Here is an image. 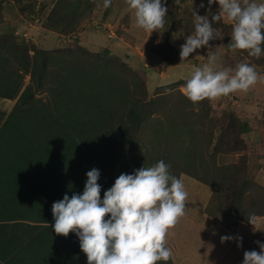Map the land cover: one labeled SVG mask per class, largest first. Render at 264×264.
Wrapping results in <instances>:
<instances>
[{
	"label": "trees",
	"instance_id": "obj_1",
	"mask_svg": "<svg viewBox=\"0 0 264 264\" xmlns=\"http://www.w3.org/2000/svg\"><path fill=\"white\" fill-rule=\"evenodd\" d=\"M13 1L19 13L31 11L30 4H24V0ZM100 2L101 0H58L45 18L46 26L62 34L73 32L79 26L81 19L90 18L92 11ZM2 5L3 0H0V19ZM167 9L164 24L167 28L164 32V40L159 45L162 48L155 47L153 52L156 57L161 55L166 61L172 63L169 55L173 57L175 50L167 38L168 33L176 30L178 12L168 7ZM187 24L189 21L181 24L180 28ZM221 25L225 26V23L222 22ZM228 27L231 26L228 25ZM185 31L188 35L191 33L189 25ZM231 35L224 38L227 49L237 52L242 58H250L258 65H264V52L257 59L249 56L247 50L232 48ZM64 49L61 52L60 50H44L32 43L16 42L13 34L0 35V61L14 64L13 70L7 71L10 76L9 88L0 93V97L14 100L9 112L0 111V177L9 174L12 165H15L12 161H5L6 159L21 157L22 163L24 154H39L40 162L46 164L45 171L55 170L54 179L62 178L64 173L67 174V166L60 163V160L68 159L66 155L59 152L58 147L79 146L81 159L79 163H76L74 167L76 170L73 171L71 178H66V182L67 187L77 188L80 194L83 189H79L74 182L78 177L77 166L82 163L86 164V172L92 168L99 170L98 183L101 185L100 195L103 198L104 191L113 185L121 173L132 174L134 170L142 166L147 168L163 160L170 165V173L177 178L181 173H186L212 188L209 204L212 200H216V204L223 213L219 220L230 230L234 231L241 220L248 222L255 215H264V186L250 177L247 170V155H241L237 161L216 165V154H232L241 148L237 146L232 148L225 143L223 137H219L217 143L208 151L210 157L208 163L204 164L202 160L196 158L197 161L194 164L193 151L197 150L194 144L197 143L200 125L198 121L190 119L189 123L182 128V121L178 114L190 118L186 115L188 111L181 107V103L184 102L188 106L196 105L201 114L208 116L210 99L198 103L191 102L180 89L181 86L185 88L186 80H179L176 86L173 84L169 86L171 90L178 91L177 102L173 105V119H169L166 126L157 124V118L153 115L166 113L165 104L168 98L166 92H160L159 89H157V95L148 96L146 83L140 76L139 67L133 70L134 68L123 62L120 57L111 55L107 48H103L97 54H89L86 48L81 46H77L76 49H65V51ZM200 50L204 52V48ZM212 53L219 58L218 52ZM65 54H71L76 58L70 60ZM84 54H87V57ZM16 70L22 72L16 74ZM25 74L29 75V82L21 87ZM103 78L106 80L104 81ZM44 89L50 94L46 101L35 96L37 91H44ZM11 118L13 123L8 124ZM232 119L233 132L247 131V122L242 121V118L235 114ZM5 133L16 135L18 139L21 136V138L16 143ZM178 133L183 134L186 140L192 143L189 150L191 155H187V160L181 161L178 157L183 154L180 149L182 147L178 149V146L173 148L170 145L173 136H179ZM5 139L9 140L5 142ZM210 142L209 139L206 143L207 148L210 147ZM8 144L22 146L26 150L24 154H18L17 150H12L9 151V155L3 150ZM47 144L51 147L50 153L53 151L59 153L60 160L54 163L47 157ZM34 158L37 160V157ZM22 165L14 173L18 174L23 170ZM102 167L106 170L104 175L100 170ZM86 172L84 177L87 179ZM54 179L44 180V176L41 180L29 178L24 181L21 178L5 181L2 179L3 182L0 184V264H26V261L37 263L41 260H44L45 264H55L52 263L53 258L60 264H63L61 260H65L64 264H66V256L71 253L67 249L65 254V244L64 254L62 252L57 254L35 244L38 242H33L35 239L54 242L63 238L60 240L63 244L67 237H73L72 233H69L67 237L58 235L51 227L54 223L51 206L65 194L64 187L56 183V187L61 190L58 194L53 190L50 191L51 181ZM44 184L49 190L46 191L42 202L39 201L37 205H33L32 200H36L33 189L43 187ZM21 194L26 198L23 199ZM228 195L237 200L228 198ZM230 204H232L231 211L228 209ZM242 210L249 211L251 214L246 217L245 213L242 215ZM207 211L215 216L212 210ZM73 241V245L70 244L68 248H73L75 251L78 249L79 239L74 238ZM166 263L172 264L171 260Z\"/></svg>",
	"mask_w": 264,
	"mask_h": 264
},
{
	"label": "rangeland",
	"instance_id": "obj_2",
	"mask_svg": "<svg viewBox=\"0 0 264 264\" xmlns=\"http://www.w3.org/2000/svg\"><path fill=\"white\" fill-rule=\"evenodd\" d=\"M28 0H24V4H30L29 10L26 13H19V10L17 8V5L13 0H3L2 5V12H1V21H0V35L1 34H13L14 38L16 39V42H25V43H32L36 47L44 49V50H60V52L65 48H73L76 49L77 46H81V48H86V50L92 54H97L101 52L103 48H107L108 52L111 55H116L120 57V59L123 62H126L131 68L133 67L135 70L139 67L141 69V77L144 79L146 83V88L148 91V96H155L157 95V89L160 92H166V96L168 98L167 104H165V110L166 113L163 114H154L153 117L157 118L156 123H161L164 126L168 123L169 119H173V105L176 104L177 98H178V91L177 90H171L170 85L173 84L174 86L177 85L179 80H186L194 67H202L204 64L208 62V57L210 55H213L212 52H218L217 54L220 55L219 58L216 61L215 64V70H222L223 68H235L237 62L238 63H247L250 66H252L255 71L258 73L259 79L256 84L252 86V89L255 91L264 94V65H258L256 62L251 60L250 58L240 57L237 56V52L231 51V49L226 48V42L224 41V38L229 34H232L233 31V24L229 21H227L226 17L222 18L219 22H215L213 27L216 29V31L219 33V37L210 41L208 47H202L201 49L204 52H202L200 49L195 50L188 59L186 60H180L179 52H180V46L185 42V37L188 35V33H185V28L189 25L190 26V34H193L194 32V17L192 16V8L197 11V14L199 15H207L208 18H211V15L209 14V7H210V13L216 14L218 13L219 6L218 3L215 2L209 6L207 3V0H179L177 3V0H163L162 3H164L170 10L178 12L177 20L175 23V31L168 33V42L169 44L174 48L175 55L171 58V62L166 61L165 58H162L161 55H156L153 52V49L155 47H161L159 46L163 40H164V32H166V26L163 28L157 29L152 31L150 34L143 30L142 28L136 27V21L134 18V14L132 11L128 10V6L125 3L126 0H112L111 6L109 9H105L103 7V0L99 3V5L92 11L90 18H84L81 19L79 26L77 29L73 32L62 34L53 30H50L49 27L46 26V16L49 12V10L53 7V5L58 0H29V3H27ZM203 2L204 7L201 8L199 5ZM256 3H264V0H255ZM34 5V6H33ZM107 20H111V27L113 30L111 36L108 35L107 27H103L102 25L105 24ZM131 20L132 23H131ZM189 21V24H187L185 27L180 28V25L183 23H186ZM225 23V26L221 25V23ZM102 27H96L100 26ZM231 26V27H228ZM80 31V32H78ZM78 33V34H77ZM189 34V35H190ZM77 36V37H76ZM116 36V37H115ZM115 37V38H114ZM80 38V39H79ZM80 48V47H79ZM162 48V47H161ZM64 49V51H65ZM165 50V49H164ZM234 52V53H233ZM222 53V54H221ZM5 54V53H4ZM236 54V55H235ZM110 55V56H111ZM223 55V56H221ZM65 56L70 60H75V56H72L71 54H65ZM84 56L87 57V54H84ZM155 56V57H154ZM158 58V60H156ZM157 61V62H156ZM14 64L13 63H3L0 61V93L3 90H7L10 85V76L7 73L9 70H13ZM2 71V72H1ZM22 72L21 70H16L15 73L18 74ZM263 79V80H262ZM105 81L106 79L103 78ZM29 82V75L25 74L22 78V84L21 87H24L26 83ZM182 92L184 93L183 88H180ZM254 92V91H253ZM49 91L44 89V91H37L36 97L42 98L43 101L47 100V97H49ZM229 96L233 98H229L227 96H220L215 99L209 100V106L210 111L208 116L201 114L199 112V108L196 107V105L188 106L185 105L184 102L181 103V107L188 111L186 115H188L190 118H186L187 116H182L178 114V117L182 121V128L186 126L187 123H189L190 119H193L198 121L200 127V133L197 135V140L194 144L195 148L197 150L194 152V164L197 160H202L204 164L208 163L209 155L208 151H210L213 148V145H215L219 139V137H223L225 140V143L227 145H230L232 148L237 146V151L233 152V161H237L238 158L241 155H247L245 151H248V148L245 147V139L244 136L242 137V132L235 133L233 132L232 127V117L233 114H242L243 111L238 108H233L232 103L234 102L233 99H239L241 95H235L234 93H230ZM245 99V97H243ZM249 100V99H248ZM14 104V100H8L0 97V111L9 112L11 109V106ZM253 105L257 106V110L253 109H243L245 111V116L243 117L242 121L247 122V125L252 128L254 131V134H262L260 129L262 128V124H264V112H263V105H264V98L262 96H254L253 97ZM199 114L196 115L195 114ZM252 117L255 119L253 120ZM247 119V121L245 120ZM257 119V121H256ZM249 120V121H248ZM13 120L8 122V124H12ZM7 124V126H8ZM179 136H173V141L170 143V145L175 148L178 146V149L180 147L181 152L183 154L178 156L180 160H187V155H191L190 146H192V143L190 144V141L186 140V137L183 134L178 133ZM6 136H9V139L14 140L16 143L20 140L21 136L18 137L15 135H10V133H5ZM39 138L41 136L39 135ZM8 139V140H9ZM210 139V147L207 148V141ZM7 140V141H8ZM5 139V142H7ZM6 147L3 148L4 152L6 151V154H9V151L17 150L18 154H24L25 148L22 146H9L5 145ZM246 146V145H245ZM47 150L46 154L48 158H51L54 163L57 160H60L59 153L56 151H53L50 153L51 147L47 144L46 145ZM259 147V148H257ZM50 148V149H49ZM59 152L62 155H66L67 161L60 160V163H63L67 166V174L64 173V177L54 179V172L55 170L46 169V164L41 163L39 160V154H28L23 155L24 161L21 163V157L18 159V157L12 158V159H6L5 161H12V163H15V165H12V170L9 174H5L2 177H0V184L3 182L2 179L5 181H15L23 178L24 181L26 179H39L41 180L42 176H44V180H51L54 179L52 182V187L50 188V191H55L58 194V191L61 190V188H57L56 184L62 185L64 187L65 194H68L69 197L75 192L79 193L77 191V188L73 187H67L68 184L66 182V178H71V175L73 174V171L76 163H79L78 161L81 159L80 153H79V146H65V147H58ZM252 150H256L255 152H251L250 155L253 153L255 154V158L252 155L250 161H247V170L250 174V177L257 182L260 185H264V163L260 165V167H257L255 162L259 160H264V156H261L258 151L264 150V144H260L257 146H254ZM189 151L188 154L184 155L185 152ZM3 152V153H4ZM4 153V156L6 155ZM50 155V156H49ZM217 155H219L217 159ZM37 157V160L36 158ZM34 160H33V159ZM197 158V160H196ZM254 158V159H253ZM29 159V160H28ZM231 157L229 156V153H218L216 154V165H224L229 162H233L230 160ZM27 160V161H26ZM51 160V161H52ZM257 160V161H256ZM39 161V162H37ZM254 162V163H253ZM182 163V162H181ZM22 166L24 167L23 170L20 172L14 173L17 168ZM185 166V164H184ZM53 169H56L53 167ZM102 172V175L106 174L105 167H102L100 169ZM77 172L78 177H76L74 184L80 189H83L86 182V178L84 177V172H86V164H81L80 166H77ZM14 175V176H13ZM59 179V180H58ZM55 185V188H54ZM83 186V187H82ZM68 189V190H67ZM35 190L34 199L32 200L33 205H37L39 201H43V198L45 197L46 191H48V187L44 184L43 187L39 186L34 188ZM70 193H69V192ZM49 194V193H48ZM21 196L26 198V196ZM212 197V192L209 197V201ZM33 198V197H32ZM31 198V199H32ZM228 198L236 199L235 197H232L228 195ZM237 200V199H236ZM27 201V200H25ZM29 201V200H28ZM228 201V199H227ZM229 202V201H228ZM24 203V202H23ZM25 204V203H24ZM24 204L22 206L24 207ZM234 204V202H232ZM228 207L229 211H231V205ZM208 209L212 210L214 215L217 218V221L222 224L225 228L229 229L224 223H222L219 218L223 216V213L221 212L219 206L216 204V200H212L208 206ZM255 209V208H254ZM252 209H250L251 211ZM232 213V212H230ZM248 217L251 213L249 211L242 210V215ZM259 216L264 215H255L250 220L251 223L245 222V221H239L238 225L240 223H248L250 226H255V228L258 226V228L255 229L253 234L256 235L255 239H258L259 242L264 243V238L261 236V233L259 232L256 234V231L259 230V226H261L263 223L260 221V218H257ZM237 225V226H238ZM236 226V227H237ZM236 229V228H235ZM230 230V229H229ZM241 232L245 231L243 229H238ZM232 231V230H231ZM247 232H250L249 230H246ZM253 229L251 230V232ZM251 232L249 235H247L249 239V243L252 245L253 241L251 239ZM260 235V236H257ZM72 236L74 238H78L75 233H72ZM73 237H67L66 241L62 244L60 242L61 239H57L54 242L49 241H38V239H35L33 242H38L35 244H38V246H43L44 249H47L51 253H57L64 252V244H65V254L67 252L71 253L68 256H66V264H87L86 255L81 251L79 244H77L78 249L73 250V248H68V246L74 243ZM2 239V238H1ZM256 245L257 248H259V245L255 243L253 246V250L256 251ZM248 247V243L245 246ZM252 247V246H251ZM246 250V249H245ZM259 252V251H258ZM64 254V253H63ZM22 257V256H19ZM38 258V256H36ZM37 261V260H36ZM65 261V260H64ZM64 261H60L64 264ZM28 262V263H27ZM26 264H34L36 262L33 261H26ZM52 263L60 264L58 260L52 259ZM165 264V261H159L157 264ZM36 264H45L44 260L37 261ZM167 264V263H166Z\"/></svg>",
	"mask_w": 264,
	"mask_h": 264
},
{
	"label": "clouds",
	"instance_id": "obj_3",
	"mask_svg": "<svg viewBox=\"0 0 264 264\" xmlns=\"http://www.w3.org/2000/svg\"><path fill=\"white\" fill-rule=\"evenodd\" d=\"M179 0H177V3ZM216 14L199 15L192 8L194 32L185 37L180 46V60H186L195 50L208 47L219 33L213 22L226 17L233 24L231 47L247 50L257 59L264 52V3L255 0H215ZM209 6L214 0H207ZM136 27L149 34L163 28L167 7L162 0H126ZM111 0H103L105 9ZM203 8V2L199 5ZM111 36V35H109ZM217 56L208 57L202 67H194L186 79L185 96L193 103L227 96L236 91L247 92L259 76L247 63L235 68L215 70ZM183 87V86H181ZM170 165L163 160L150 167H140L132 174L121 173L113 185L103 193L96 168L86 172L83 192L53 202L51 225L58 235L75 233L87 264H157L169 261L172 252L166 247L169 228L185 215L188 193L183 181L172 175ZM251 223V221L249 220ZM236 239L240 247L242 237L221 236V242ZM260 251L246 250L242 264H264V243L256 241Z\"/></svg>",
	"mask_w": 264,
	"mask_h": 264
},
{
	"label": "crops",
	"instance_id": "obj_4",
	"mask_svg": "<svg viewBox=\"0 0 264 264\" xmlns=\"http://www.w3.org/2000/svg\"><path fill=\"white\" fill-rule=\"evenodd\" d=\"M132 21L133 20H131V23ZM102 26L107 27L108 35H111V30H113L112 28H109L111 27V20H107ZM102 26L100 25L96 27ZM237 56H240V54H237ZM236 62L238 63V61ZM181 88L185 89L184 87ZM233 93L235 95L242 94L239 99H233L234 102L232 103L233 108H238L243 111L242 114L234 113L240 118L241 116L247 117L244 115L246 110L243 109H258L257 106L253 105L254 96L257 97L260 95L264 98V94H259V92L252 89V86L247 92L236 91ZM227 97L230 99L233 98L229 95H227ZM243 97H245V99H243ZM252 119L254 120L255 118L252 117ZM245 120L247 121V119ZM250 126L247 125V131L242 133V137L244 136L246 142L245 145L248 148V151H245V153H247L248 162L252 155H255L253 153L250 155L251 152L256 151L252 150L254 146L260 145L261 143L264 144V124H262V128L260 129L262 134L259 135L254 134V131L251 128L252 126ZM258 153L261 156H264V150H260ZM229 156L231 157L230 160H232L233 155L229 154ZM218 157L219 155H217V159ZM261 163L263 164L264 160H259L254 164H256L257 167H260ZM179 179H181L185 185L188 198L185 215L178 219V222L174 227L169 228L166 236V247L172 252L170 258L172 264H242L243 253L246 250H253V245L256 241H259L258 239H255L256 235L253 234L258 226L255 228V226H250L248 223H240L234 231L225 228L217 221V218L213 216L212 213L207 211L212 188L208 184L201 182L186 173H181ZM257 218H260V221L263 224L259 226L260 228L256 231V234L260 232L261 236L264 238V216H259ZM239 228L243 229L245 233L238 230ZM252 229L253 231L251 232ZM246 230L251 232V239L253 241L252 245L248 242L249 239L247 237L250 232H247ZM221 236L242 237V241H240L241 246H237L236 239L221 242ZM247 243L250 248L245 247ZM256 251H260V248H257V245Z\"/></svg>",
	"mask_w": 264,
	"mask_h": 264
}]
</instances>
